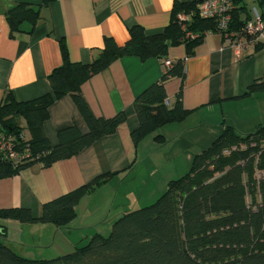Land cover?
I'll return each mask as SVG.
<instances>
[{
  "label": "crops",
  "instance_id": "crops-1",
  "mask_svg": "<svg viewBox=\"0 0 264 264\" xmlns=\"http://www.w3.org/2000/svg\"><path fill=\"white\" fill-rule=\"evenodd\" d=\"M174 1L53 0L43 5L42 0H0V102L7 89L19 101L49 91L47 76L61 64L63 47L69 60L89 63L105 37L122 45L133 26L142 27L147 34L163 30L171 20ZM18 3L38 9L40 18L34 26L23 22L11 33L5 13ZM240 4L246 8L241 18L264 9L259 0H240ZM240 40L245 46L236 50L218 31L207 30L189 54L184 42L168 47L167 59L172 63L184 60V78L173 76L165 81L166 102L169 106L174 103L182 84L181 102L189 114L155 132L164 137L163 143L150 135L134 145L130 135L138 125L133 100L160 80L164 72L161 58L121 56L86 80L80 92L92 114L109 118L123 112L125 121L74 156L48 167L33 164L1 178L0 209L23 207L38 216L43 203L97 175H113L81 197L76 217L66 227L0 218V233L9 246L29 259L68 253L95 232L108 231L117 217L146 205L169 180L185 174L193 155L208 146L225 125L243 134L264 126V92L246 93L263 75L264 32L257 37L243 34ZM20 123L24 126L23 120ZM71 124L81 133L87 130L66 95L49 106L43 129L49 142L56 144L57 132Z\"/></svg>",
  "mask_w": 264,
  "mask_h": 264
},
{
  "label": "trees",
  "instance_id": "trees-1",
  "mask_svg": "<svg viewBox=\"0 0 264 264\" xmlns=\"http://www.w3.org/2000/svg\"><path fill=\"white\" fill-rule=\"evenodd\" d=\"M53 0H42L48 4ZM228 31L241 37L245 22L241 18L245 6L232 0ZM264 8V0H259ZM196 2L175 0L171 20L163 30L147 34L140 26L129 29V37L118 45L111 37L89 63L71 61L62 48V62L47 76L49 91L19 101L7 89L0 102V133L10 138L15 159L0 157V179L13 176L33 164L50 166L53 162L76 155L99 138L115 132L125 121L118 112L102 118L92 114L85 103L81 85L92 75L107 68L121 56L132 55L142 60L166 58L169 46L184 42L187 53L201 42L205 31H217L213 19L198 16ZM180 11H194L186 24V38L176 20ZM5 17L11 33L23 22L34 26L40 18L38 9L23 3L10 8ZM264 23V9L260 13ZM260 47L259 44L256 48ZM184 60L166 69L160 80L143 89L133 100L138 125L130 133L134 145L153 135L163 125L181 122L189 114L181 102V89L174 103L166 102L164 83L169 77L184 78ZM264 92V71L246 93ZM70 96L87 127L81 133L71 124L57 132V143L51 144L43 123L49 117V106L63 96ZM24 121V126L20 123ZM24 130L28 138L24 137ZM111 173L97 175L87 183L41 205L38 216L29 209H0V218L22 223H51L66 227L75 217L81 197L108 181ZM0 233V264H264V126L251 133H239L225 125L222 132L200 152L193 155L188 171L167 182L165 191L148 205L129 210L111 223L108 235L95 232L88 241L72 251L53 258L29 259L14 251Z\"/></svg>",
  "mask_w": 264,
  "mask_h": 264
},
{
  "label": "built area",
  "instance_id": "built-area-1",
  "mask_svg": "<svg viewBox=\"0 0 264 264\" xmlns=\"http://www.w3.org/2000/svg\"><path fill=\"white\" fill-rule=\"evenodd\" d=\"M196 12L199 17L204 19H213L216 22L217 31L227 39L236 50L242 49L245 44L240 40L241 37H236L235 32L228 31L231 21L230 11L233 8L232 0H200L195 5ZM194 11L183 12L176 14V20L180 25L181 30L185 31L186 38H193L196 34L187 32L186 24L191 20ZM243 32L246 36L257 37L264 32V23L261 20L260 14L256 11L253 16L245 22ZM162 64L164 71L172 66L170 59H163ZM0 157L4 159H15L16 152L10 138L0 133Z\"/></svg>",
  "mask_w": 264,
  "mask_h": 264
},
{
  "label": "rangeland",
  "instance_id": "rangeland-1",
  "mask_svg": "<svg viewBox=\"0 0 264 264\" xmlns=\"http://www.w3.org/2000/svg\"><path fill=\"white\" fill-rule=\"evenodd\" d=\"M25 136H28V133L25 131ZM186 172V171H185ZM184 174V173H183ZM183 174H181V175H178V176H176V177H174V178H178V177H180V176H182ZM174 178H172V179H174ZM127 183H129V181L127 182ZM126 183V184H127ZM125 184V185H126ZM165 189H166V187L164 188V189H162V191H158V193L155 195L154 194V197L152 196V199H150V201H149V203H147L146 205H148V204H150V203H152V202H154L155 200H156V198H158L164 191H165ZM143 206H145V205H143ZM113 212H114V209L112 210V214H113ZM116 218V217H115ZM109 221L110 220H112L111 218H109L108 219ZM107 226V224H103V226L102 227H106ZM110 228H111V226L109 227V230L108 231H103L104 233V236H106V235H108V233H109V231H110ZM88 241V240H87ZM85 244V243H84ZM81 246V245H80Z\"/></svg>",
  "mask_w": 264,
  "mask_h": 264
}]
</instances>
